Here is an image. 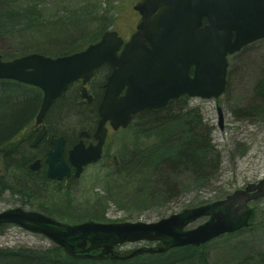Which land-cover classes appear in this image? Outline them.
<instances>
[{
	"label": "rangeland",
	"instance_id": "1",
	"mask_svg": "<svg viewBox=\"0 0 264 264\" xmlns=\"http://www.w3.org/2000/svg\"><path fill=\"white\" fill-rule=\"evenodd\" d=\"M138 1L0 0V48L12 53L19 47L28 49L27 53L36 52L30 50L37 43L65 47L81 36L83 43L79 46L86 48L108 30H115L128 40L140 19L134 9ZM229 63L227 89L220 99L183 96L172 107L181 119L171 122V129L199 116V128L209 134L214 152H208L207 159L214 166L204 171L205 180H197L203 171L196 173L188 166L168 167L163 164L166 160L159 162L160 151L152 157L143 156L141 164L134 161L131 166L132 148L128 145L137 140L135 130L132 131L142 122L137 118L126 131L110 133L102 160L86 167L78 178L52 181L43 172L33 174L29 168L23 170L17 166L3 171L0 178L9 187L0 191V211L21 206L71 223L87 219L107 223L153 222L185 208L225 199L250 183L260 182L264 179V39L231 55ZM57 115L54 113L53 119ZM80 123H83L81 118L74 115L59 117L55 122L58 132L62 128L69 133L83 126ZM32 128L18 139L27 137ZM176 129L180 128L173 130ZM187 130L178 133L175 139L181 140L170 154L176 149L180 152L189 134ZM148 135L149 139L139 141L144 146L142 151L156 141L152 132ZM127 139L125 146L123 141ZM71 141L69 138V146ZM123 147L126 161L121 157ZM115 154L119 166L114 164ZM213 155L218 158L214 160ZM46 169L44 165L42 170ZM32 180L36 181L35 185ZM250 206L253 216L248 228L203 245L198 249L203 261L195 263L191 259V264H264V197L251 201ZM207 220L201 218L187 229ZM54 245L44 235L16 226L0 228V248L45 250ZM179 254L165 258L153 255L119 264H162Z\"/></svg>",
	"mask_w": 264,
	"mask_h": 264
},
{
	"label": "water",
	"instance_id": "2",
	"mask_svg": "<svg viewBox=\"0 0 264 264\" xmlns=\"http://www.w3.org/2000/svg\"><path fill=\"white\" fill-rule=\"evenodd\" d=\"M134 9L141 18L126 42L117 31L109 30L86 49L57 57L33 52L4 60L0 53V79L42 90L37 124L43 122L52 104L71 83L82 79L85 85L102 64L112 66L99 106L95 135L98 142L86 147L80 141L69 152L68 160L76 167L77 177L87 165L101 159L108 121L114 129L126 128L136 113L164 108L182 95L221 98L227 86L228 56L264 38V0H141ZM82 97L91 100L86 87ZM44 132L45 129L32 145L43 138ZM51 142L53 149L46 158L48 176L62 180L71 174L64 155L65 140L59 137ZM40 166L38 159L31 168L38 170ZM261 197L264 179L225 199L187 208L152 223L90 220L69 224L39 211L15 207L0 212V225L13 224L43 234L74 258L127 260L146 252L199 246L239 231L249 225L252 217L249 202ZM206 216L209 219L203 224L185 229ZM138 241H160L162 246L140 248L129 255L114 250L119 244ZM97 250L100 252L94 253Z\"/></svg>",
	"mask_w": 264,
	"mask_h": 264
},
{
	"label": "trees",
	"instance_id": "3",
	"mask_svg": "<svg viewBox=\"0 0 264 264\" xmlns=\"http://www.w3.org/2000/svg\"><path fill=\"white\" fill-rule=\"evenodd\" d=\"M100 38L92 41L96 42ZM42 40V38H41ZM83 43V36L75 38L73 42L69 43L65 47H49L44 43H37L33 46L30 51H39L46 55L57 56L62 54H70L85 47L79 46ZM28 49L19 47L17 52L6 51L5 48H0V53L3 55L5 60H10L15 57L24 55L28 52ZM61 99V100H60ZM43 100V92L40 88L33 85L21 83L10 79H0V176L1 173L7 169L17 166L20 169L26 170L29 168L30 163L36 158L33 149L29 146V142L19 136L24 132L30 130L34 126L36 116L41 107ZM181 101L180 98L173 100L166 108L154 111H143L137 114L135 119L142 120L139 122L132 131L135 130V135L137 140L132 144L128 145L126 141H123L125 146L132 148L130 155L131 166L136 161V164L140 163L142 157H152L153 154L160 151L162 156L159 158V162L166 160L163 164L168 167H175L176 165H184L193 169L194 172L203 171V173L197 176V180H205L207 174L204 173L210 166H214L213 162L207 159V153L210 152L213 147L210 144L209 134L202 131L199 128L200 117L190 118L182 124L176 126L180 129L173 130L169 127L171 122L175 119H181L179 115L172 111V107ZM57 111V119L59 117H70L72 115L79 116L83 123L87 124L92 122L96 112L89 110L90 106H86L81 103H76L75 101H64V99L59 98L51 106H61ZM53 110H51V113ZM166 112L164 116H160ZM152 117L155 120H151ZM174 117V118H173ZM172 118V119H171ZM157 120V121H156ZM163 121V122H159ZM131 123V124H132ZM142 123V125L140 124ZM79 124V125H80ZM184 128H188V136L183 140L180 152L178 149L175 150L174 154H170L174 146L178 144L181 140L175 139L178 133ZM152 132L156 136V141L151 145L146 146V149L142 151L144 147L139 141L144 138L149 139L148 133ZM209 132V131H208ZM131 133V132H130ZM134 135V134H133ZM21 139V140H20ZM176 141V143H175ZM42 148V147H40ZM39 148V149H40ZM214 152V150H212ZM130 154V153H129ZM123 160H127V155L125 156V149L121 154ZM215 160L218 156H212ZM211 169V168H210ZM142 172V168L139 173ZM196 172V173H197ZM148 174V172H147ZM9 185L0 178V191L6 189ZM141 193V192H139ZM147 193V192H146ZM142 194V193H141ZM147 195V194H146ZM4 226H0L3 228ZM245 230V229H244ZM179 255H176L172 259H166L162 264H189V259L193 262L203 261L201 255H198V248L188 246L184 248H179ZM171 256V255H170ZM169 257V256H166ZM165 258V257H164ZM205 260V259H204ZM0 264H112L108 261L97 262L92 260H80L72 258L66 255L63 249L57 245L45 250H39L34 248H0Z\"/></svg>",
	"mask_w": 264,
	"mask_h": 264
},
{
	"label": "flooded vegetation",
	"instance_id": "4",
	"mask_svg": "<svg viewBox=\"0 0 264 264\" xmlns=\"http://www.w3.org/2000/svg\"><path fill=\"white\" fill-rule=\"evenodd\" d=\"M112 71H113V68L110 64H103L102 66H100L96 70L94 76L86 84V87L88 89V93L91 96V100H88V98L82 97V88H83L82 80H77V81L73 82L69 86V88L66 90L64 95L62 97H60V98L64 99L65 102L67 99V101L71 100V101H75L76 103H81V104H84L86 106H90L89 110L92 112H94V111L96 112V114L94 115V119L92 120V123H87V124L85 123L87 126H85L84 124H80L83 126L76 127L72 133H69L68 130H66V129H64V131H62V128H60L61 132H58V128L56 127V124H55L57 119H53V116H54V113H57V111H58V109H60V107L67 106L66 103H65V105H63V102H62V104H61V106H59V108H58V106L50 107L49 111L46 113V115L44 117L43 122L39 125H37L35 123L33 128H32V132L27 137H24V138L22 137V139H25L27 142H29V146L33 149L34 155L37 153L36 158L34 160L39 159L41 161V166H40L41 168L37 171L31 170V173L38 174L40 172L41 173L43 172L47 176V169L44 171V170H42V167L44 165H46V158L48 156V152L51 149H53V144L51 142L52 138L64 137V140H65V143H64L65 152H64V154H65L66 159H68L69 152L72 149V147L74 145H76L77 143H79L80 141H83L86 147L90 146L91 144L97 143L95 135L97 132V126H98L99 117H100L99 106H100V103L102 101L103 95L105 93L106 81L109 78ZM51 110H53L52 113H51ZM106 126L108 129V131H107V140H108L110 133L116 132V130L113 129L110 122H108L106 124ZM43 129H45L43 138L35 146L32 145V143L35 141V139L37 138V136L39 135V133ZM69 138H72L71 146H69L70 145ZM107 140H106V142H107ZM105 145H106V143H105ZM40 147H42V148H40ZM104 151H105V149L103 150V156H104ZM75 170L76 169L71 166V176L69 178H71L72 176L76 177ZM49 179H51V178H49ZM51 180L52 181H63V180H57V179H51ZM35 182L32 180V183L34 185H35ZM33 194H35V192H32V195ZM145 244H148V243H145ZM148 245H153V243H149ZM120 248H123L124 252L128 253V251L125 249V248H127V246H121ZM177 252H179V250L175 249V250L169 251L165 255L170 256V255H173ZM144 256H149V255L144 254ZM166 256H164V257H166ZM133 259H138V256L133 258Z\"/></svg>",
	"mask_w": 264,
	"mask_h": 264
},
{
	"label": "bare ground",
	"instance_id": "5",
	"mask_svg": "<svg viewBox=\"0 0 264 264\" xmlns=\"http://www.w3.org/2000/svg\"><path fill=\"white\" fill-rule=\"evenodd\" d=\"M245 101H242V103H244ZM241 103V104H242ZM119 164H120V161L117 163V165L116 166H119ZM41 168V167H40ZM29 169L30 170H34V169H32L31 167H29ZM39 170V169H38ZM37 171V170H36ZM60 180V179H59ZM231 195V194H230ZM253 201V200H252ZM251 202V201H250ZM250 202H249V206H250ZM125 222H127V221H125ZM128 222H131V221H128ZM135 222H137V221H135ZM141 222H143V221H141ZM153 222H156V221H153ZM118 223H122V222H118ZM147 223H152V222H147ZM126 246L128 247V246H130L131 248H129V249H127V251L129 252V254H132L133 252H135L137 249H140V248H144L145 247V245H144V243H143V241H138V242H128L127 244H126ZM138 255H140V254H138ZM138 255H136V256H134V257H132V258H135V257H137ZM135 260V259H134ZM95 261H97V262H104V261H102V260H95ZM191 261V259H189L188 260V262H190ZM193 261V260H192ZM192 261L189 263V264H191L192 263ZM108 262H110V263H112V264H119V263H121V262H117L116 260H109Z\"/></svg>",
	"mask_w": 264,
	"mask_h": 264
}]
</instances>
